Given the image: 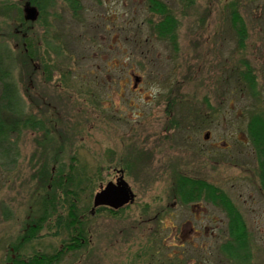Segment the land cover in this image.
Listing matches in <instances>:
<instances>
[{"label": "rangeland", "instance_id": "rangeland-1", "mask_svg": "<svg viewBox=\"0 0 264 264\" xmlns=\"http://www.w3.org/2000/svg\"><path fill=\"white\" fill-rule=\"evenodd\" d=\"M78 1L77 16L66 0H54L43 25L40 11L30 21L31 62L13 28L17 10L5 8L27 6L0 0V48L24 116L46 126L22 130L16 163L0 155V264L40 215L53 170L74 157L94 181L92 200L82 204L122 169L135 200L118 215L93 213L88 248L61 264H238L222 249L225 212L181 203L180 176L227 194L247 224L251 264H264V191L247 131L251 114L264 116V0H160L178 21L177 49L155 32L160 17L149 0ZM233 8L247 28L243 47ZM42 59L55 67L49 82L37 67ZM247 67L253 93L240 76ZM46 236L37 249L60 246Z\"/></svg>", "mask_w": 264, "mask_h": 264}, {"label": "trees", "instance_id": "trees-1", "mask_svg": "<svg viewBox=\"0 0 264 264\" xmlns=\"http://www.w3.org/2000/svg\"><path fill=\"white\" fill-rule=\"evenodd\" d=\"M23 5L35 6L40 11L42 25L45 23V13L54 0H22ZM77 16L81 6L78 0H66ZM193 4L196 0H178ZM150 9L160 17L155 24V32L164 40L169 41L177 49L176 30L178 21L168 6L160 0H149ZM5 8H15L14 31L23 35L21 38L27 61L35 59V50L30 33L33 22L25 19L22 9L16 4H6ZM39 19V20H40ZM38 20V21H39ZM40 22V21H39ZM14 25V24H13ZM231 25L238 39V44L244 46L247 28L237 8L231 10ZM35 61V60H34ZM37 67L42 70V76L49 82L55 72V67L47 60H41ZM254 92L256 82L247 67V73L241 74ZM23 103L15 85L13 74L6 63V57L0 48V155L17 162L19 153L17 139L22 130L31 128L43 131L46 126L43 120L34 116H24ZM248 136L257 156L259 179L264 191V116L251 114L248 122ZM15 136L14 141L11 138ZM78 160L72 158L71 164H60L53 170L50 187L51 192L42 204L38 217L30 219L23 232L19 234L8 251L7 262L4 264H61L69 254L78 255L85 252L90 243L88 219L95 212H103L104 207L94 209L92 201L82 204L84 196L92 200L94 192L93 177L88 176L86 166L78 169ZM55 171V172H54ZM121 173L125 170H119ZM175 195L185 205L205 201L221 208L228 218L229 240L223 245L224 253L238 264H251L249 231L247 224L232 200L220 188L202 179L180 176L176 181ZM90 192V194H87ZM124 208V207H123ZM123 208L112 209L109 213L118 215ZM114 210V211H113ZM47 231L44 235L43 231ZM45 235L60 239V246L50 247V250L37 249ZM46 236V237H47Z\"/></svg>", "mask_w": 264, "mask_h": 264}, {"label": "water", "instance_id": "water-1", "mask_svg": "<svg viewBox=\"0 0 264 264\" xmlns=\"http://www.w3.org/2000/svg\"><path fill=\"white\" fill-rule=\"evenodd\" d=\"M24 16L27 21H35L39 16V10L35 6H27L24 9ZM110 198H114L113 206L115 209L124 207L135 200L129 184L122 175L116 183H108L94 197V209L108 204Z\"/></svg>", "mask_w": 264, "mask_h": 264}, {"label": "flooded vegetation", "instance_id": "flooded-vegetation-1", "mask_svg": "<svg viewBox=\"0 0 264 264\" xmlns=\"http://www.w3.org/2000/svg\"><path fill=\"white\" fill-rule=\"evenodd\" d=\"M132 75H134V86L136 87L137 85H138V82H140V78L138 77V76H136L134 73L132 74ZM118 170H116V174H117V181H118V179H119V174H120V176L122 175V173L121 172H119ZM110 183H113V182H110ZM101 188H103V186H101L100 187V190H101ZM115 201V199L114 198H110L109 199V201H108V204H106V205H103L102 207H104V208H107V209H114V206H113V202Z\"/></svg>", "mask_w": 264, "mask_h": 264}]
</instances>
